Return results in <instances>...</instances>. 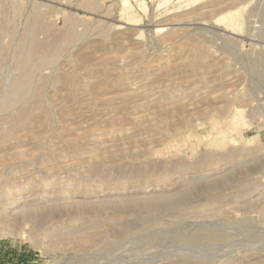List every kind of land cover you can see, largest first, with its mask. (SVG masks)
Returning <instances> with one entry per match:
<instances>
[{"label":"rangeland","instance_id":"374dc122","mask_svg":"<svg viewBox=\"0 0 264 264\" xmlns=\"http://www.w3.org/2000/svg\"><path fill=\"white\" fill-rule=\"evenodd\" d=\"M0 264H264V0H0Z\"/></svg>","mask_w":264,"mask_h":264},{"label":"bare ground","instance_id":"6f19581e","mask_svg":"<svg viewBox=\"0 0 264 264\" xmlns=\"http://www.w3.org/2000/svg\"><path fill=\"white\" fill-rule=\"evenodd\" d=\"M141 8H143V6H142ZM224 19H225V14L222 15V16H220V17L217 19V21H224ZM224 25H225V24H224ZM227 26H228V25H227ZM227 26H226V27H227ZM224 28H225V27H224ZM225 29H226V28H225ZM28 44H29V43H28ZM30 45H31V44H30ZM34 45H35V44H34ZM28 46H29V45H28ZM36 46H38V44H37ZM36 46H34V48H35ZM200 46H201V45H200ZM24 47H25V45H24ZM44 47H45V46H44ZM36 48H37V47H36ZM47 48H48V47H47ZM47 48L45 47V49H47ZM202 48H203V47H202ZM199 49H200V48L197 49V50H198L197 52H199V54H200V52H201L200 50H202V49H200V50H199ZM31 50H32V49H31ZM28 51H29V49H27V53H28ZM43 51H44V50H42V52H43ZM45 51H46V50H45ZM47 51H48V50H47ZM202 51H204V50H202ZM27 55H28V59H30V58H31V57H29L30 54L28 53ZM30 56H31V55H30ZM109 58H110V57H109ZM109 58H108V59H109ZM18 59H20V57H18ZM26 59H27V56H26ZM28 59H27V60H28ZM108 59H107V60H108ZM111 59H112V58H111ZM27 60H26V61H27ZM30 60H31V59H30ZM18 61H19V60H18ZM18 61H17V63H20V64H21V61H20V62H18ZM27 62H28V61H27ZM29 62H30V61H29ZM109 63H110V62H109ZM27 64H28V63H26L25 65H27ZM30 64H31V63H30ZM28 65H29V64H28ZM28 65H27V66H28ZM111 65H113V64H111ZM111 65H109L110 68H111ZM114 65H115V64H114ZM22 66H23V65H21V67H22ZM107 67H108V66H107ZM22 68H23V67H22ZM113 68H114V67H113ZM108 69H109V67L106 68V70L108 71V73H111V72H109ZM126 71H127V70H126ZM126 71H125V72H126ZM130 71H131V70H129V72H130ZM104 72H105V71H104ZM130 73H131V72H130ZM132 74H133V73H132ZM139 78H140V77H139ZM13 81H15V79H14ZM22 81H23V80H21V82H22ZM18 82L21 83L20 81H18ZM14 83H15V82H14ZM24 83H25V82H24ZM24 83H23V84L21 83V84L24 85ZM12 84H13V83H12ZM12 84H11V85H12ZM15 84H18V83H15ZM21 84L17 85V88H18V89H19V86H20ZM22 85H21V86H22ZM15 86H16V85H15ZM21 86H20V88H21V90H23ZM25 86H27L28 89H30V86H28V85H25ZM27 87H26V89H27ZM23 88H25V87H23ZM11 89H12V88H11ZM11 91H13V90H11ZM11 91H10V92H11ZM15 92H16V91H15ZM21 92H22V91H21ZM23 92H24V91H23ZM11 93H13V92H11ZM12 95H13V94H11V96H12ZM23 95H24V93H23ZM10 98H11V97H10ZM7 99H8V97H7ZM32 105H33V104H32ZM27 106H28V104H27ZM23 111L26 112V110H23ZM233 112H234V111H233ZM241 114H242L241 110H240V109H236L235 112H234V114H233V119H234V121H237V120L241 117V116H240ZM25 115H26V114H25ZM242 115H243V114H242ZM23 117H24V116H23ZM241 122H242V121H241Z\"/></svg>","mask_w":264,"mask_h":264}]
</instances>
